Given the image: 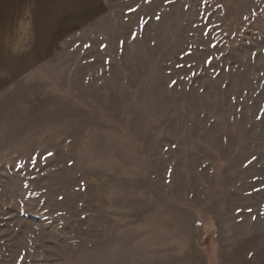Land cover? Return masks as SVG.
<instances>
[{
    "label": "rangeland",
    "instance_id": "rangeland-1",
    "mask_svg": "<svg viewBox=\"0 0 264 264\" xmlns=\"http://www.w3.org/2000/svg\"><path fill=\"white\" fill-rule=\"evenodd\" d=\"M82 2L0 36V264H264V0Z\"/></svg>",
    "mask_w": 264,
    "mask_h": 264
},
{
    "label": "crops",
    "instance_id": "crops-1",
    "mask_svg": "<svg viewBox=\"0 0 264 264\" xmlns=\"http://www.w3.org/2000/svg\"><path fill=\"white\" fill-rule=\"evenodd\" d=\"M25 1L27 0H1L0 30H3V34L0 36H9V31L20 19L24 22L25 35L26 30H33L30 34L37 37L57 36V30L64 29L67 19L70 20V12L77 14L76 20L86 22L82 14V0H53V3H48L47 0H33L27 2L28 4ZM23 15L25 16L22 19ZM64 17L66 19L62 21Z\"/></svg>",
    "mask_w": 264,
    "mask_h": 264
}]
</instances>
